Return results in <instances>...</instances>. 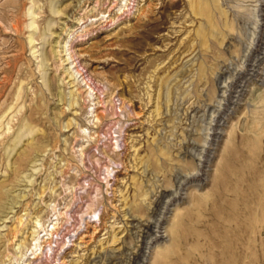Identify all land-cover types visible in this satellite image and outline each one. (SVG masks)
I'll use <instances>...</instances> for the list:
<instances>
[{
  "label": "rangeland",
  "instance_id": "1",
  "mask_svg": "<svg viewBox=\"0 0 264 264\" xmlns=\"http://www.w3.org/2000/svg\"><path fill=\"white\" fill-rule=\"evenodd\" d=\"M128 4L0 0V264H264V0Z\"/></svg>",
  "mask_w": 264,
  "mask_h": 264
},
{
  "label": "bare ground",
  "instance_id": "2",
  "mask_svg": "<svg viewBox=\"0 0 264 264\" xmlns=\"http://www.w3.org/2000/svg\"><path fill=\"white\" fill-rule=\"evenodd\" d=\"M128 1L129 0H125V7L129 5ZM121 7H120V9H121ZM254 43H256L255 46H254ZM70 50H71L70 47L63 50V52H65L63 55L68 56L64 61H67V60L69 61L70 59L73 58L72 52ZM245 56H246L245 58L248 61V67L246 69H240V70H237L236 72H234L233 78H231L232 80H230L228 83H226L224 85L225 90L223 91V94H222V98H221V102H220L221 106H219L218 108L216 107V111L218 112V118L215 119L216 123L214 124V125H216V129L214 131L215 135L217 133L219 134L218 127L223 123L222 120H223L224 114L229 110L231 105L236 103L237 100L245 93V91H246L245 86L248 83V81H252V80H254V78L258 79V80H261L262 78H264V66H261V64H263V62H264V22L261 25L260 34L258 35V40H256L255 42L252 43L251 47L249 48V52L247 54H245ZM73 63H74L73 61L67 62V64H73ZM73 67H70V68H73V70H74L77 66H73ZM231 67H233V65H231L229 67L228 71H231ZM74 73H77L78 75H80V77H82L84 75L78 69H76L74 71ZM72 75H74V74H72ZM117 145H118V141H117ZM208 152H209L208 147L203 150V154L200 158L201 163L199 164V166H201V168H199L197 172H193L190 176L186 175L185 176V182H183V186L181 185L180 189H184L187 183L199 181L203 178L204 173H205V172L203 173V167L206 165L207 158L209 155ZM180 192L181 191L178 190V192L174 195V199H177V197H179ZM154 223H156V222H154ZM37 225H40V223H36V226ZM39 235H38V238L36 240L38 242V243H36V247H38V246L41 247V245H42ZM33 254H36L34 256V259L39 258L38 252H34ZM29 259H30V257H28L24 261V263L27 264Z\"/></svg>",
  "mask_w": 264,
  "mask_h": 264
}]
</instances>
